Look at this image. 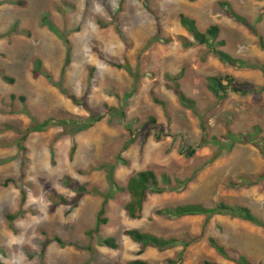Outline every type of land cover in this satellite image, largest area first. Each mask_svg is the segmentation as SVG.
I'll use <instances>...</instances> for the list:
<instances>
[{
    "label": "rangeland",
    "instance_id": "rangeland-1",
    "mask_svg": "<svg viewBox=\"0 0 264 264\" xmlns=\"http://www.w3.org/2000/svg\"><path fill=\"white\" fill-rule=\"evenodd\" d=\"M220 3L230 4L246 24L228 17ZM181 14L201 31L218 26L221 49L241 64L220 62L204 45L186 46L192 39ZM260 43L264 47V0H148L146 7L140 0H0V264H167L182 252L148 248L139 256V245L124 236L133 229L164 239L199 236L181 264H233L208 245L209 237L231 256L238 252L264 264L260 226L230 215L158 214L176 205L223 202L247 207L264 222V156L257 147L264 139V92L229 93L219 103L207 86L209 77L231 75L264 88ZM35 60L51 81L34 77ZM167 76H180L194 111L167 88ZM105 106L123 111L124 119ZM93 115L103 119L85 131L72 134L62 124ZM47 119L53 124L29 133L20 151L22 132ZM8 125L16 130H5ZM128 126L136 140L122 153ZM189 148L193 156H187ZM119 154L127 165L116 163ZM104 166H115L120 186L144 170L173 181L193 179L179 192L148 194L140 220L124 210L127 193L116 194L106 205L107 224L90 233L103 202L92 190L110 187ZM79 186L90 192L78 194ZM57 196L67 203L55 204ZM15 213L21 215L7 221ZM107 237L115 238L117 249L99 244Z\"/></svg>",
    "mask_w": 264,
    "mask_h": 264
},
{
    "label": "trees",
    "instance_id": "trees-1",
    "mask_svg": "<svg viewBox=\"0 0 264 264\" xmlns=\"http://www.w3.org/2000/svg\"><path fill=\"white\" fill-rule=\"evenodd\" d=\"M141 3L145 5V7L148 4V0H140ZM220 5L223 7L225 14L230 17L235 22H238L240 24H246V20L241 17L239 14H237L228 3H220ZM179 22L181 27L190 35L192 41H187L186 46H193V45H204L207 47L209 52L216 57L220 62L222 63H234V64H241L238 60H235L232 58L229 54L224 52L221 47L224 46V42L218 40L219 34H220V28L218 26H209L206 30L201 31L196 23V21L188 16H185L183 14L179 15ZM261 48L263 47V44L260 43ZM34 69H33V75L34 77H38L40 74H43L49 81H51L50 75L45 72L42 69L41 62L39 60L34 61ZM126 69L130 71L129 67L126 66ZM264 72V69H261ZM178 77H171L167 76V88L172 90L175 95L177 96L180 104L189 109L194 111L195 110V101L193 99L188 98L180 89V85L178 84ZM10 82H13L11 79H9ZM207 86L208 89L211 91V93L216 98L217 102L221 103L226 96L229 93H233L236 95H248L252 94L255 97L259 96L264 92V88H253L249 83H240L238 82L233 76L231 75H223V76H217V77H209L207 78ZM12 100H15V96L10 97ZM73 101H75L73 96L69 97ZM20 102L25 101L24 97L20 96L17 98ZM76 102V101H75ZM155 103L162 104L158 100H155ZM105 112L108 114H111L113 116H118L121 119H124V112L121 110H118L116 108H107L105 106ZM103 119V115H97V116H91V118L87 119L85 122L79 123L76 121L70 120H63L65 125L68 124L67 128H69V132L72 131V134L75 132H81L89 129L93 126V124L101 121ZM150 121L152 123L155 122L154 118H150ZM54 122L52 119H47L40 124L33 123L30 127H28L26 130L22 132V136L16 140V146L20 151L24 150L23 143L26 140L27 136L31 132H41L45 130L47 127H49ZM74 129V130H73ZM129 131V138L124 143V146L122 148V153L125 152L131 144H133L136 140V135L131 130V128L127 127ZM5 130H16L14 127L8 125L5 127ZM260 129L255 128L256 136H258ZM159 138V137H158ZM231 138H234L232 136ZM233 141H236L235 138ZM258 144V143H257ZM259 146L260 151L262 152L264 156V139H261V144L259 143L257 147ZM74 149L72 150V152ZM187 156H193L194 150L192 148L188 149ZM117 164L121 165H127L128 162L126 159H124L121 154L117 156L116 159ZM106 170V179L109 183V190L106 193H102L98 191L96 188L92 190V193L95 195H99L103 198V202L101 205V209L98 213L95 227L93 230L90 231V233H99L100 228L103 225H106L108 220L106 217H104L106 205L109 201L113 200L118 193L125 192L127 193L129 200L124 206V210L128 217L132 220H140L144 217V203L146 196L148 194H155V195H161L164 193H171V192H179L181 189H183L188 181L190 182L193 177L187 178L183 181L181 180H172V178L168 175H162L160 178L151 170H144L136 172L134 175H132L128 181L126 182L125 186H120L117 181L114 178V169L115 166H109V167H102ZM194 176V175H193ZM9 181H6V184ZM67 185H71L68 183ZM78 194H87L90 191L86 190L85 187L79 186L74 189ZM22 193V199L24 201L25 195L24 191L21 190ZM52 201L55 202V204H66L67 201L62 198L61 196H57V200L55 201L52 199ZM158 214H161L168 218H174V219H180L184 217H195V216H204L207 220L211 219L213 216H223V215H230L232 217H237L239 219H242L243 221L249 222L253 225L260 226L264 228V222L259 220L257 217H255L251 210L247 207H232L229 206L223 202H220L212 207H206L203 204L200 203H187L182 205H176L172 208L164 209L159 211ZM21 213H15L13 215H6V219L9 222L14 221L17 219ZM124 236L128 237L131 241L134 243H137L139 245L138 255H143L145 251L148 248H154L158 251H166L175 247H182V252L179 253L178 259L171 260L168 259L166 262L167 264H181L182 263V254L183 251L188 248L190 245L198 242L200 240V237L193 234H187L181 238H160L156 235L140 232L136 229L133 230H127L124 232ZM55 241H57L60 245L64 246V243L55 238ZM208 245L214 249L219 256L222 258L231 261L233 264H253L245 255L235 252V256H231L229 252L226 250V248L222 245V243L214 237H209L207 239ZM99 244L103 247L109 248V249H117L118 245L116 243L115 238L113 237H107L100 239ZM116 264H122V263H116ZM125 264H149L147 261L142 259H134L126 262ZM202 264H216L210 261H203Z\"/></svg>",
    "mask_w": 264,
    "mask_h": 264
}]
</instances>
